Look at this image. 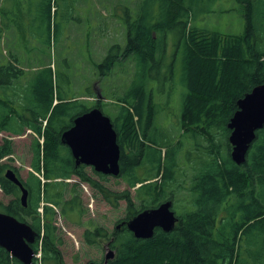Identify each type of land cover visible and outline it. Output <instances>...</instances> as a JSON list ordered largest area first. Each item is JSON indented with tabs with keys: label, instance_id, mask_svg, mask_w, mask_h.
Segmentation results:
<instances>
[{
	"label": "trees",
	"instance_id": "obj_1",
	"mask_svg": "<svg viewBox=\"0 0 264 264\" xmlns=\"http://www.w3.org/2000/svg\"><path fill=\"white\" fill-rule=\"evenodd\" d=\"M4 1L0 4V41L10 42L17 34L31 43L38 23L46 33L42 41L47 47L52 39L57 41L58 17L64 15L68 21L77 4L76 0H41L39 4L28 0L30 15L36 10L38 16L30 20L31 32H27L23 25L25 0ZM215 1L144 0L135 16L124 5L114 8L126 39L124 45H113L104 61L97 63L99 77L109 80L119 63L122 68L130 63L136 69L131 84L116 99L115 116H109L121 148V174L109 177L92 170L103 182L110 178L126 182L127 189L121 193L107 192L94 181L85 173L88 167L77 165L71 149L62 143L63 133L77 117L95 107L104 111L101 93L87 106L60 85L62 77L54 82L51 67L26 77L14 66V62L20 63L16 56L8 62L0 59V133L22 135L31 129L37 135L32 147L33 171L24 181L30 191L26 207L20 201V189L5 177L9 169L16 172L10 163L15 143L5 139L0 144V161L7 160L0 164V188L6 196L15 197L9 206L0 205V211L27 222L37 232L33 248L42 254V264H65L53 226L54 207L65 214L74 211L75 205L81 206L77 197L67 199L68 181L73 177L103 192L115 207L118 201L126 204L125 217L118 221L121 228L111 238L99 228L85 232L88 245L101 239L116 251L109 264H264V128L257 132L242 166L231 159L228 128L238 101L264 84V0H237L245 23L242 34H227L201 24L208 12L202 7ZM177 63L182 64L186 90L178 121L180 139L169 136L159 125L160 108L149 88L151 79L168 82ZM167 66L171 75L163 77ZM22 77L25 84L18 86ZM55 98L59 103L55 104ZM185 140L192 143L193 150L185 156L190 177L182 198L178 176ZM35 173L43 174L45 180ZM42 194L49 203L43 219L38 211ZM167 201L174 203L179 219L176 228L170 233L156 229L152 238L137 239L127 223ZM0 264L22 263L0 248Z\"/></svg>",
	"mask_w": 264,
	"mask_h": 264
},
{
	"label": "rangeland",
	"instance_id": "obj_2",
	"mask_svg": "<svg viewBox=\"0 0 264 264\" xmlns=\"http://www.w3.org/2000/svg\"><path fill=\"white\" fill-rule=\"evenodd\" d=\"M4 0H0L1 2ZM41 0L37 1V4ZM144 0H76L75 9L72 8L71 15L65 21L64 15L58 17L61 27L57 33V41H51L50 46H45L46 33L42 27L36 23L33 32V41L27 39V42L21 40L18 35L12 36L10 42L0 41V59L8 62L11 56H16L20 63L14 62V66L20 69L26 77H33L44 68L53 69L54 82L60 85L69 93L75 94V101L92 106L97 100V93L104 97V111L108 116L114 117L118 103L116 99L131 84L134 78L135 65L126 63L122 68L119 66L114 70V75L109 80L99 77L97 63H102L107 57L109 49L116 44L124 45L126 39L125 28L119 21L114 12V8L124 5L125 10L132 16L141 11V3ZM6 1H4V4ZM39 9V6H37ZM201 10L205 12V20L201 22L207 25L208 29L217 30L227 34L244 33V19L242 11L237 0H216L209 6L205 5ZM213 11V13H211ZM211 13V14H210ZM210 14V15H208ZM38 16V12L33 10L30 15L28 0H25L23 8V25L27 32H31L29 25L31 21ZM202 16L201 18H203ZM22 18V20H23ZM200 18V19H201ZM199 19V20H200ZM31 20V21H30ZM38 27H41L38 28ZM15 33V32H12ZM7 36H9L7 34ZM44 40V41H42ZM24 43V44H23ZM171 47L169 48L170 52ZM121 58H119L120 60ZM17 59H13L15 61ZM168 66L171 61H168ZM166 67L162 76L170 77V69ZM25 78L20 79V84H25ZM154 90L156 104L160 108L158 123L175 139H180L181 131L178 130V121L181 117L182 94L186 92L182 85V64L177 63L174 68L173 77L168 82L160 83L158 80L151 79L149 88ZM101 90H99L98 88ZM59 103L55 98V104ZM74 126V125H73ZM72 126V127H73ZM26 132V131H25ZM22 135H13L10 133H0V144L5 139L12 140L15 143V152L11 156L10 163L16 167V173L21 176L22 181H27L29 173L32 172L31 163L33 158L32 147L35 143V136L27 131ZM27 135V136H24ZM44 143V137L41 138ZM192 143L185 140V150L180 153V172L178 183L180 184L181 197H186L188 188V177H190V165L186 161V153L192 151ZM7 162L6 158L0 161ZM87 173L94 181L104 185L107 192L121 193L127 189L126 182L110 178L103 182L94 175L91 167H88ZM43 181V174L35 173ZM60 180H58L59 182ZM69 183V194L67 199L77 197L80 205H75L74 211L63 213L61 208H55L53 226L56 227L59 236L58 249L64 258L65 264H88L96 262L101 264L107 251L108 242L102 243L97 239V244L90 246L85 241V232L95 231L96 228L102 229L104 234L110 238L117 228L118 221L125 217L126 204L124 201H118L117 207L108 201L103 192L93 188L90 184L82 182L79 178L73 177ZM135 195V192L133 191ZM22 196V193H21ZM20 197V194H19ZM15 197L6 196L0 188V205L9 206ZM112 199V197H111ZM49 203L42 194L38 211L41 217L45 216V208ZM174 211V203H173ZM175 212V211H174ZM176 213V212H175ZM42 260V254L39 252L35 261ZM38 264H42V261ZM103 264V263H102Z\"/></svg>",
	"mask_w": 264,
	"mask_h": 264
},
{
	"label": "water",
	"instance_id": "obj_3",
	"mask_svg": "<svg viewBox=\"0 0 264 264\" xmlns=\"http://www.w3.org/2000/svg\"><path fill=\"white\" fill-rule=\"evenodd\" d=\"M237 105L238 111L228 124L231 131L229 143L232 147V161L242 166L247 161L257 132L264 128V84L246 94ZM62 143L71 149L77 165L92 167L105 176L117 177L121 174V148L117 142V133L111 119L100 109H92L77 117L74 126L63 133ZM5 177L20 188L21 203L27 206L29 190L14 170L9 169ZM178 221L173 211V201H167L156 209L141 212L127 223V227L137 239L146 240L153 237L156 229L172 232ZM37 238V232L29 224L0 212V248L13 258L22 264H35L37 254L33 245ZM106 249L104 264H109V261L115 259L116 252L110 246Z\"/></svg>",
	"mask_w": 264,
	"mask_h": 264
},
{
	"label": "flooded vegetation",
	"instance_id": "obj_4",
	"mask_svg": "<svg viewBox=\"0 0 264 264\" xmlns=\"http://www.w3.org/2000/svg\"><path fill=\"white\" fill-rule=\"evenodd\" d=\"M99 94V93H98Z\"/></svg>",
	"mask_w": 264,
	"mask_h": 264
}]
</instances>
